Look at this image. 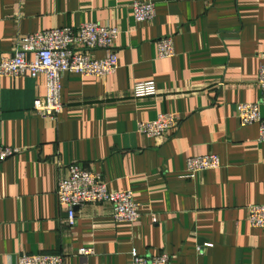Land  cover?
I'll use <instances>...</instances> for the list:
<instances>
[{"label":"crops","instance_id":"obj_1","mask_svg":"<svg viewBox=\"0 0 264 264\" xmlns=\"http://www.w3.org/2000/svg\"><path fill=\"white\" fill-rule=\"evenodd\" d=\"M135 1L0 0V60L34 32L87 22L120 30L118 70L65 73L57 119L33 110L43 77L0 76V144L21 148L0 163V264H17L23 252L132 264L134 251L168 253L173 264H264V229L248 212L264 204V141L257 123L243 126L236 114L261 95L264 0H142L156 6L146 22L135 20ZM167 36L175 54L161 58L157 41ZM140 80L154 81L157 95L136 98ZM162 113L179 116L176 129L159 138L137 132ZM207 154L221 166L187 177L188 157ZM74 163L112 190H132L139 220L118 222L110 204H87L70 225L56 190Z\"/></svg>","mask_w":264,"mask_h":264},{"label":"built area","instance_id":"obj_2","mask_svg":"<svg viewBox=\"0 0 264 264\" xmlns=\"http://www.w3.org/2000/svg\"><path fill=\"white\" fill-rule=\"evenodd\" d=\"M191 1V0H180ZM137 22L154 20L156 6L153 1L137 0L132 4ZM120 30L99 22H87L78 28L60 27L38 31L18 38L11 54L0 60V76L18 78L30 76L43 77L46 93L34 100L33 110L39 115L57 119L64 109L61 99L62 79L65 73H77L83 76L102 77L114 74L119 67L117 41ZM158 55L161 58L175 54L172 36L157 41ZM92 50H104L105 56L96 58ZM258 85L261 90L257 102H243L236 106V114L243 126L257 123L259 140L264 141V65L260 68ZM136 98L156 96L157 86L154 81H136L132 87ZM180 118L175 113L159 114L154 120L140 121L137 132L149 138H159L177 128ZM21 148L0 144V163L17 155ZM221 166L216 154L194 155L187 159V177L196 173L217 169ZM69 174L60 178L56 190L60 206L68 212V223L74 225L77 207L87 204H110L114 219L118 222H137L141 216L139 205L132 190H112L102 174L86 169L82 164L69 166ZM251 225L264 229V204L248 206ZM206 246L211 247L208 243ZM78 254H93L91 248H79ZM132 264H173L172 256L160 253L155 256L132 252ZM17 264H64L62 253H21Z\"/></svg>","mask_w":264,"mask_h":264}]
</instances>
